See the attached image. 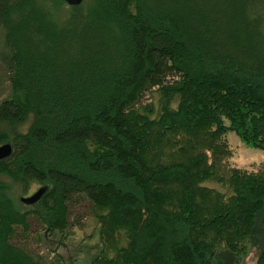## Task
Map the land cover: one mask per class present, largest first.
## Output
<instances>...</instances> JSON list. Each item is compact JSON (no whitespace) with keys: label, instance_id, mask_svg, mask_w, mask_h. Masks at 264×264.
I'll return each instance as SVG.
<instances>
[{"label":"trees","instance_id":"obj_1","mask_svg":"<svg viewBox=\"0 0 264 264\" xmlns=\"http://www.w3.org/2000/svg\"><path fill=\"white\" fill-rule=\"evenodd\" d=\"M0 67V264H264V171L226 161L228 131L264 152V0H0ZM84 201L95 253L14 243Z\"/></svg>","mask_w":264,"mask_h":264},{"label":"rangeland","instance_id":"obj_2","mask_svg":"<svg viewBox=\"0 0 264 264\" xmlns=\"http://www.w3.org/2000/svg\"><path fill=\"white\" fill-rule=\"evenodd\" d=\"M66 6L62 9L65 10ZM10 90V83L3 69L0 67V99L7 96ZM147 95L145 98H148ZM148 100L149 99H145ZM226 142L230 149V156L227 158V163L230 167H234L246 172H257L264 171V152L247 146L240 138L232 131H228L226 134ZM10 185V195L14 201L16 207L20 210L28 209L21 203L20 199L29 197L35 193L39 186H33L29 192L23 193L21 187L8 181ZM211 186V185H209ZM91 205L84 201L81 202L73 210L74 219L78 221L77 225H70L68 227L67 239L65 244L59 246V236L49 239V241L39 242L37 237L43 233L42 227L39 225L35 218L29 220V232L27 235L21 236V232L14 240V243L18 246L24 247L32 254L50 255L53 257L51 251L57 250V252L68 259H81L84 255L81 251L96 252L95 247L98 243L97 230L98 224L92 216ZM73 219V220H74ZM91 247V250L88 248ZM255 260L254 252L251 251L243 263L241 264H252Z\"/></svg>","mask_w":264,"mask_h":264},{"label":"water","instance_id":"obj_3","mask_svg":"<svg viewBox=\"0 0 264 264\" xmlns=\"http://www.w3.org/2000/svg\"><path fill=\"white\" fill-rule=\"evenodd\" d=\"M65 2L66 4L70 6H77L81 4L84 0H60ZM12 153V147L9 144H2L0 145V160L8 158ZM45 188H39L35 193H33L29 197L21 198L20 201L22 204L26 206H32L34 205L44 194Z\"/></svg>","mask_w":264,"mask_h":264}]
</instances>
